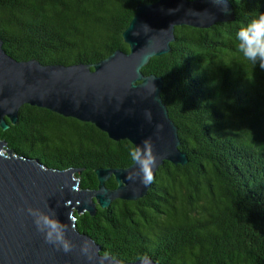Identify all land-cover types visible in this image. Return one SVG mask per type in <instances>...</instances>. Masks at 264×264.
I'll return each instance as SVG.
<instances>
[{"label":"trees","instance_id":"trees-1","mask_svg":"<svg viewBox=\"0 0 264 264\" xmlns=\"http://www.w3.org/2000/svg\"><path fill=\"white\" fill-rule=\"evenodd\" d=\"M157 0H0V40L18 61L93 65L116 50L136 7ZM235 20L209 29L175 28L171 52L141 71L163 81L161 99L177 126L187 164L165 162L147 194L114 200L77 229L101 254L123 262L264 264V70L238 51L236 33L264 0H226ZM0 141L43 165L81 170L80 189L98 186V169L132 163L127 140L93 124L23 105ZM117 186L112 176L105 183Z\"/></svg>","mask_w":264,"mask_h":264},{"label":"water","instance_id":"water-1","mask_svg":"<svg viewBox=\"0 0 264 264\" xmlns=\"http://www.w3.org/2000/svg\"><path fill=\"white\" fill-rule=\"evenodd\" d=\"M234 20L226 0L141 4L122 34L128 52L116 50L93 65L18 61L2 49L0 40V128L7 129V121L16 124L19 109L29 105L93 124L113 141L127 140L136 146L150 137L158 156L154 178L165 162L184 166L188 160L179 149L177 126L160 95L163 81L155 75L144 76L141 69L151 58L171 52L175 28L209 29ZM157 125L163 126L160 131ZM0 151L7 157L0 156V264H101L99 244L79 232L70 217L83 212L94 216L97 206L108 208L114 200L142 199L152 184L145 187L139 180L128 181L131 164L124 169H98L97 188L80 189L75 175L81 170L47 167L36 158L14 154L2 141ZM112 176L117 186L109 189L105 183ZM45 204L62 223L69 224L67 237L75 245L72 252L65 254L47 244L37 232L26 209H45ZM85 242L92 261L80 253ZM112 258L103 264H161L150 257L133 262Z\"/></svg>","mask_w":264,"mask_h":264},{"label":"clouds","instance_id":"clouds-1","mask_svg":"<svg viewBox=\"0 0 264 264\" xmlns=\"http://www.w3.org/2000/svg\"><path fill=\"white\" fill-rule=\"evenodd\" d=\"M236 41L241 56L264 70V13L254 15L247 24L242 26L236 33ZM150 119L149 116V122ZM162 127V125H157V131H160ZM0 156L7 158L3 151H0ZM128 157L134 165V168L127 174L128 181L135 183L139 180L140 184L145 187L151 184L154 180V169L158 165V156L153 150L151 138H145L140 145L130 147ZM45 209L29 206L26 212L32 218L37 232L43 235L47 244L55 246L65 254L72 252L75 245L67 237L69 224L62 223L57 218L56 211L48 204H45ZM70 220L75 221L76 217L71 216ZM72 226L74 227V225ZM80 253L89 261L94 259L87 242L80 247ZM109 256L110 253L104 252L101 256V264ZM139 259L143 261L144 258L140 257Z\"/></svg>","mask_w":264,"mask_h":264},{"label":"rangeland","instance_id":"rangeland-1","mask_svg":"<svg viewBox=\"0 0 264 264\" xmlns=\"http://www.w3.org/2000/svg\"><path fill=\"white\" fill-rule=\"evenodd\" d=\"M3 49V48H2ZM98 208H100V207H98ZM97 212V211H96ZM86 213V212H85ZM84 212L83 213H80V214H75L74 213V215H77V216H81V215H84L85 214Z\"/></svg>","mask_w":264,"mask_h":264}]
</instances>
